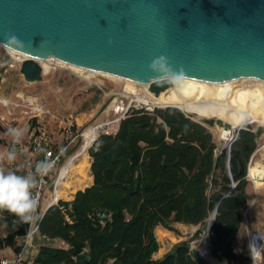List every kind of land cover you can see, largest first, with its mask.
Wrapping results in <instances>:
<instances>
[{
	"label": "trees",
	"instance_id": "16d2710c",
	"mask_svg": "<svg viewBox=\"0 0 264 264\" xmlns=\"http://www.w3.org/2000/svg\"><path fill=\"white\" fill-rule=\"evenodd\" d=\"M260 132L240 131L218 154L212 132L185 112L129 109L117 132L99 135L88 150L93 185L50 207L40 223L39 235L66 247L41 245L32 264H79L85 252L90 264H196L190 241L153 259L156 229L176 232L177 224L199 227L196 238L210 225L208 258L238 261L235 244L252 200L248 166ZM16 236L0 238V247L15 246Z\"/></svg>",
	"mask_w": 264,
	"mask_h": 264
},
{
	"label": "water",
	"instance_id": "95a60500",
	"mask_svg": "<svg viewBox=\"0 0 264 264\" xmlns=\"http://www.w3.org/2000/svg\"><path fill=\"white\" fill-rule=\"evenodd\" d=\"M10 34L24 45L5 44ZM0 47L28 57L20 68L28 84L44 80L40 60L54 59L148 85L158 97L173 87L149 69L161 55L185 79L264 83V0H0ZM223 129L233 128L224 122ZM226 144L219 140L218 154ZM191 252L196 264H209L198 248ZM78 261L92 258L85 252Z\"/></svg>",
	"mask_w": 264,
	"mask_h": 264
},
{
	"label": "rangeland",
	"instance_id": "374dc122",
	"mask_svg": "<svg viewBox=\"0 0 264 264\" xmlns=\"http://www.w3.org/2000/svg\"><path fill=\"white\" fill-rule=\"evenodd\" d=\"M19 57L0 47V70H2L0 82V140L2 141L12 140L13 137L9 134V129H19L27 133L30 129L37 128L36 130H38L42 128L51 136V143L59 144L62 140L61 129L70 122L77 125L76 120L79 121V128L84 133L96 126H104L105 124L103 123H109L105 129L108 132L113 129L111 123L123 116L127 111L133 100L134 91L139 96L148 95L149 97L151 93L147 94L145 90L133 89L124 80L114 79L98 73L90 75L81 70L72 69L70 65H65L67 68L58 67L49 72L47 70L42 82L28 84L20 74L21 62H19ZM236 82L234 85L238 84L242 85V87L257 84L254 79L244 83ZM239 95L240 93L237 94L236 98ZM159 106L158 108H161ZM215 108L214 111L217 112L218 110ZM185 113L201 122L200 117ZM223 123V120L217 119L213 120L212 126L206 125L217 143L220 140L219 130L223 128ZM242 127L245 130L261 132L258 138V148L248 166L247 177L249 185L247 190L252 200L248 210L245 212L244 224L235 244V251L241 259L235 262H217L210 259L213 264H253L249 253V244L253 241L259 247L258 250L261 253L260 263L264 264V182L258 190H255L253 183L249 179L251 165L261 161V158L264 157V149H262L264 147V117L259 123L245 124ZM236 138L237 132L232 134V141L227 142L226 149L230 148V144ZM83 144L84 141L79 143L77 152L81 150ZM86 158L81 168L74 173L71 171L69 181H72L74 185L77 184L79 186L81 184L84 186L90 182L91 167L88 151ZM73 188L76 190L78 187ZM66 194L67 192H65L63 198L67 197ZM9 218L10 225L13 226L11 230L20 237L21 246L23 245V239L21 238L23 235L19 232L21 228H24V223L20 222L19 218L12 213L9 214ZM255 231H258L259 235L253 234ZM195 233V228H188L187 226L177 227L176 232L166 229L157 230L156 237L159 243L157 253L159 255L156 253L157 258L154 257L153 259L155 261L162 260L174 249V246L185 241H190L191 248H201L204 244L207 230L205 229L200 238H196ZM39 239L40 245L66 247L60 240L49 242ZM37 245H39L37 241L31 243L32 247H37ZM32 247L31 249L29 247L25 253L24 264L32 262L33 257L30 254Z\"/></svg>",
	"mask_w": 264,
	"mask_h": 264
},
{
	"label": "bare ground",
	"instance_id": "6f19581e",
	"mask_svg": "<svg viewBox=\"0 0 264 264\" xmlns=\"http://www.w3.org/2000/svg\"><path fill=\"white\" fill-rule=\"evenodd\" d=\"M7 51L14 56H20V61L28 58L26 56L18 54L15 51ZM39 63L43 67L44 71L48 70V72L58 67L64 68L65 65H67L54 59L40 60ZM70 67L72 69L81 70L84 73H89L90 75L97 74L96 72L84 70L74 66ZM105 76L118 79L110 75ZM250 80L241 79L237 81H239L240 83H244L249 82ZM256 81L257 84L254 86L242 87V85H234L236 81L213 84L203 81L189 80L185 78H182L180 80L172 79L173 87L161 93V95L158 97L153 93H150L148 85H139L130 81L126 82L133 89L137 88L145 90L147 94L150 93L149 97L148 95L139 96L136 91H134L132 101L138 102L139 104L146 105L151 108H158V105H160L161 108H165L167 106L178 107L181 110L190 114H195L200 118H216L219 120H223L225 123L231 124L233 128L232 130H224L223 128L219 130L220 139L229 142L232 141V134H234L233 131L235 129H239L245 124L259 123L260 120L264 117V83L258 80ZM238 93H240V95L238 96V98H236ZM213 106H215L216 108H214L217 109L220 113L218 111L215 112ZM256 117L261 119H258ZM101 127L103 126H96L84 133L85 142L81 150L77 153L76 160L71 164L72 173L81 168V166L83 165V162L85 161V158L87 156V150L90 147L91 143L95 140L98 130ZM262 149H264V147ZM261 159V161H257L255 164L251 165L249 171V179L253 183L255 190H258L264 182V157H262ZM212 221L213 216H211L209 224H211ZM203 247L204 244L201 248H195H198L200 252H202ZM257 261H259V259Z\"/></svg>",
	"mask_w": 264,
	"mask_h": 264
},
{
	"label": "built area",
	"instance_id": "2783aa9c",
	"mask_svg": "<svg viewBox=\"0 0 264 264\" xmlns=\"http://www.w3.org/2000/svg\"><path fill=\"white\" fill-rule=\"evenodd\" d=\"M19 62L21 61L19 60ZM138 107L141 109L144 108L148 111H153L155 109L139 104L138 102L131 101L125 114L129 111V109ZM106 127L107 125L105 124L103 127L99 128L96 138L106 129ZM61 132L62 140L59 144L51 143V136L45 129L42 128L29 134L24 140L21 138L19 143L14 144L12 138L11 142L7 145V151L14 147L16 150V156H20V159L16 158L15 161L10 164L7 160L0 162V166L17 171V174L20 175H26L29 171H34L35 165L45 158L55 162L53 170L46 177H44L38 187L33 190L34 195H36L39 202L38 209L35 214L36 218L31 223H24L25 233L22 237L23 245H21V250L17 254L16 259L13 261L15 264L23 263L27 249L35 240L36 236L39 235L40 223L47 210L54 205H58L60 201H64L62 188L71 174V164L76 160L78 152L74 154L68 162L65 163V161L72 149L79 145L81 141L85 142L84 132L81 131V129L73 122L66 124ZM236 139L234 141H236ZM94 141L91 143L90 147ZM203 243L204 247L202 254L209 264H213L207 256L208 234H206ZM260 261L261 260L256 261L255 264H261ZM13 262L5 259L1 261V264H12Z\"/></svg>",
	"mask_w": 264,
	"mask_h": 264
},
{
	"label": "clouds",
	"instance_id": "9594fccd",
	"mask_svg": "<svg viewBox=\"0 0 264 264\" xmlns=\"http://www.w3.org/2000/svg\"><path fill=\"white\" fill-rule=\"evenodd\" d=\"M5 44L24 45L14 34L8 35ZM149 69L157 73L158 76L171 77L173 80H180L184 77V70L181 68L178 72L174 71L167 57L163 55L154 58ZM9 134L13 137L14 144L19 143L23 136L22 130L19 129H9ZM15 159L16 150L14 147L7 151L6 156L0 155V162L7 160L10 164ZM54 166V161L45 158L35 165L34 171H29L26 175L17 174V171L0 166V210H7L14 214L22 223H31L36 218L35 214L39 204L33 190L53 170ZM258 248L254 241L249 244L250 258L253 264L261 256Z\"/></svg>",
	"mask_w": 264,
	"mask_h": 264
},
{
	"label": "crops",
	"instance_id": "0c3cea01",
	"mask_svg": "<svg viewBox=\"0 0 264 264\" xmlns=\"http://www.w3.org/2000/svg\"><path fill=\"white\" fill-rule=\"evenodd\" d=\"M124 116H125V113H124V115L123 116H121L119 119H117L116 121H114L113 123H111V126H113V129L111 130V131H103L102 133H100L99 135H101V134H114V133H116L117 132V130H118V126H119V122H120V120H122L123 118H124ZM76 123H77V126L78 127H80L79 126V121L78 120H76ZM103 124H106L107 126H108V124L109 123H103ZM37 129V128H36ZM36 129H30L27 133L26 132H23V136L21 137L23 140L29 135V134H31V133H34V132H36L37 130ZM39 130V129H38ZM62 130V129H61ZM98 135V136H99ZM61 137H62V135H61ZM98 138V137H97ZM96 138V139H97ZM11 141H2V140H0V153H1V155H5L6 153H7V145L10 143ZM95 142V141H94ZM93 145V144H92ZM91 148V147H90ZM78 149H79V145H77L74 149H72V151L70 152V154H69V156L67 157V160L65 161V163L66 162H68V160L74 155V154H76L77 153V151H78ZM16 158L17 159H20V156H16ZM90 167H92V160H91V158H90ZM90 173H91V171H90ZM70 179L68 178L67 179V181L65 182V184H64V186H63V188H62V194H63V196H64V194H65V192H67V197L66 198H64L63 200L64 201H67V202H71V201H73L74 200V198H75V195L77 194V192H79V191H84L86 188H88V187H90V186H92L93 185V183H94V179H93V177H92V175L90 174V182L88 183V184H85L84 186L83 185H81V184H79V186L77 185V184H72V181L70 182L69 181ZM83 186V187H82ZM73 187H78L76 190L73 188ZM46 204V203H45ZM46 206V205H45ZM4 211L5 210H0V238H2V239H4V238H6L7 236H9L12 232H14L13 230H11V228L13 229V226L12 225H10V220H9V217L8 216H6L5 214H4ZM180 226H187L188 228H195V232H197L198 231V229H199V227H197V226H194V225H185V224H177L176 225V228L177 227H180ZM165 228H163V227H158L157 229H156V231L157 230H164ZM167 230V229H166ZM22 238V237H21ZM40 238V239H39ZM16 244H15V246H7V245H4L3 247H0V264H1V261L2 260H5V259H8V260H11L12 262L16 259V256H17V254L19 253V251L18 250H16V248H21V246H20V237L17 235L16 236ZM38 239L39 240H45V241H51V242H57V241H59L60 239H54V240H50V239H45V238H43L41 235H38V236H36V238H35V240L33 241L34 243H35V241H37L38 243H39V245H37V247H35V246H29L30 247V249H31V247H32V252L30 253L31 254V257H33V259H32V262L34 261V259L36 258V256L38 255V252H39V248H40V244H41V242L40 241H38ZM61 241V240H60ZM61 242H63V241H61ZM64 243V242H63ZM175 247V246H174ZM26 255V254H25ZM157 255H159L158 253H157ZM154 257L155 258H157L156 257V254L154 255ZM153 257V258H154ZM24 258H25V256H24ZM163 259V258H162ZM160 260V259H159ZM32 262L31 263H28V264H32ZM25 263V260L23 261V263H21V264H24ZM12 264H15L14 262L12 263Z\"/></svg>",
	"mask_w": 264,
	"mask_h": 264
}]
</instances>
